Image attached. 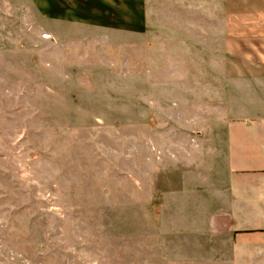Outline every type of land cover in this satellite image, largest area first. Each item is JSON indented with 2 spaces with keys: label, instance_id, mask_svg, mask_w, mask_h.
<instances>
[{
  "label": "rangeland",
  "instance_id": "obj_1",
  "mask_svg": "<svg viewBox=\"0 0 264 264\" xmlns=\"http://www.w3.org/2000/svg\"><path fill=\"white\" fill-rule=\"evenodd\" d=\"M197 23L50 41L0 0V264H221L235 86Z\"/></svg>",
  "mask_w": 264,
  "mask_h": 264
},
{
  "label": "crops",
  "instance_id": "obj_2",
  "mask_svg": "<svg viewBox=\"0 0 264 264\" xmlns=\"http://www.w3.org/2000/svg\"><path fill=\"white\" fill-rule=\"evenodd\" d=\"M32 1L50 41L64 40L72 28L104 39L164 35L170 19L198 22L206 33L212 29L227 60V82L235 86L228 115L237 117L224 125L231 172L222 188L220 260L264 264V0Z\"/></svg>",
  "mask_w": 264,
  "mask_h": 264
}]
</instances>
